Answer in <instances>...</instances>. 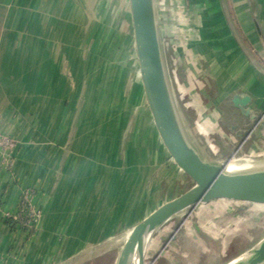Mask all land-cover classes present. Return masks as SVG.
<instances>
[{
  "label": "crops",
  "instance_id": "obj_1",
  "mask_svg": "<svg viewBox=\"0 0 264 264\" xmlns=\"http://www.w3.org/2000/svg\"><path fill=\"white\" fill-rule=\"evenodd\" d=\"M65 1L0 0V130L20 144L11 156L0 152V264H116L122 240L195 185L175 162L163 164L161 192L178 194L145 214L134 183L76 168L67 146L74 82L59 32ZM86 1L88 10L117 3ZM155 1L157 12L166 2L175 25L162 51L190 142L212 164L239 148L250 158L244 162L264 161V0ZM26 192L38 213L33 231L7 223ZM263 232L258 204L214 200L160 226L146 264L158 256L154 264H228L258 246Z\"/></svg>",
  "mask_w": 264,
  "mask_h": 264
},
{
  "label": "rangeland",
  "instance_id": "obj_2",
  "mask_svg": "<svg viewBox=\"0 0 264 264\" xmlns=\"http://www.w3.org/2000/svg\"><path fill=\"white\" fill-rule=\"evenodd\" d=\"M86 2L66 0L59 10V16L66 18L59 25V32L66 34L69 79L73 80L75 91L74 129L67 141L69 155L73 151L80 173L96 175L105 170L107 176L116 174L134 183L136 196L144 199L141 206L147 207L145 214L151 213L178 193L161 192L162 165L174 160L162 142L145 96L130 2L117 0L114 7L110 2L89 10L81 8ZM166 7V2H161L157 13L165 36L161 41L168 43L175 25L165 16ZM175 105L180 113L176 100ZM187 130L192 131L189 124ZM234 153L219 157L221 164ZM245 160L250 158L238 153L229 167L240 170L264 165V161L247 163ZM226 173L233 174L227 170ZM259 206L264 213V205ZM124 243L122 240L113 251L114 263Z\"/></svg>",
  "mask_w": 264,
  "mask_h": 264
},
{
  "label": "water",
  "instance_id": "obj_3",
  "mask_svg": "<svg viewBox=\"0 0 264 264\" xmlns=\"http://www.w3.org/2000/svg\"><path fill=\"white\" fill-rule=\"evenodd\" d=\"M130 7L140 77L155 126L174 162L195 185L139 223L126 239L116 264H134L135 250L146 233L152 232L153 237L165 222L200 204L226 200L264 205V170L226 173L241 148L225 163L212 164L205 161L190 142L169 84L156 1L130 0ZM263 247L264 239L247 252L259 251ZM141 264H146L145 252H141Z\"/></svg>",
  "mask_w": 264,
  "mask_h": 264
},
{
  "label": "bare ground",
  "instance_id": "obj_4",
  "mask_svg": "<svg viewBox=\"0 0 264 264\" xmlns=\"http://www.w3.org/2000/svg\"><path fill=\"white\" fill-rule=\"evenodd\" d=\"M230 173H239V172H255L264 170V165L252 167V168H237L227 167L226 169ZM264 233V232H263ZM152 239V232H148L144 235L140 244H138L135 253H134V264H141V252H145L151 242ZM152 245V244H151ZM228 264H264V247L261 250H253L250 252L245 253L244 255L240 256L239 258L231 261Z\"/></svg>",
  "mask_w": 264,
  "mask_h": 264
},
{
  "label": "built area",
  "instance_id": "obj_5",
  "mask_svg": "<svg viewBox=\"0 0 264 264\" xmlns=\"http://www.w3.org/2000/svg\"><path fill=\"white\" fill-rule=\"evenodd\" d=\"M180 11L181 13H183L182 9H180ZM19 146L20 144L15 138L7 134H4L0 130V152H2L5 155L11 156L19 149ZM31 199H32L31 193L26 192L22 197L21 209L18 212L19 214L17 213L11 216L10 218H14L16 220L19 215L23 217L29 216L30 220L28 222V227L32 229L36 226L38 220V213L33 208V205L31 204L32 203Z\"/></svg>",
  "mask_w": 264,
  "mask_h": 264
},
{
  "label": "trees",
  "instance_id": "obj_6",
  "mask_svg": "<svg viewBox=\"0 0 264 264\" xmlns=\"http://www.w3.org/2000/svg\"><path fill=\"white\" fill-rule=\"evenodd\" d=\"M29 220H30L29 216L23 217V216L19 215L16 220L14 218H9L7 223L12 227V229H15L16 227H21L22 229L27 230L29 228L28 227ZM33 230H34V228H32L31 231H33Z\"/></svg>",
  "mask_w": 264,
  "mask_h": 264
}]
</instances>
